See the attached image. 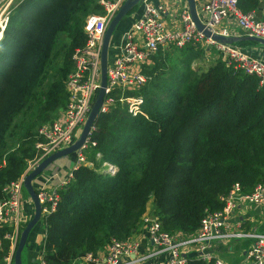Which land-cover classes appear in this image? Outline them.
Segmentation results:
<instances>
[{
  "label": "trees",
  "instance_id": "trees-1",
  "mask_svg": "<svg viewBox=\"0 0 264 264\" xmlns=\"http://www.w3.org/2000/svg\"><path fill=\"white\" fill-rule=\"evenodd\" d=\"M15 2L0 36V198L37 154L38 127L64 106L84 17L101 11L95 0ZM258 4L237 0L241 12ZM204 55L193 42L158 46L141 65L144 81L123 91L142 99V113L119 103L97 113L82 150L89 164L72 170L54 209L40 214L44 264H71L135 235L146 210L160 229L187 235L233 183L249 192L262 180L264 81L217 55L193 67ZM7 249L2 241L0 259Z\"/></svg>",
  "mask_w": 264,
  "mask_h": 264
},
{
  "label": "built area",
  "instance_id": "built-area-1",
  "mask_svg": "<svg viewBox=\"0 0 264 264\" xmlns=\"http://www.w3.org/2000/svg\"><path fill=\"white\" fill-rule=\"evenodd\" d=\"M95 1L101 11L90 12L84 17L83 43L74 48L70 55L73 68L64 79L65 104L50 121L38 127L40 139L34 142L37 154L28 159L22 173L3 188L4 194L0 198V246L2 241H7L8 249L1 257L0 264H13V253L20 230L32 215L26 214L22 200L24 175L46 155L69 145L77 137L74 130L81 128L99 87L100 50L104 29L123 0ZM193 1L202 28L210 33L231 36L230 28L235 26L244 34L264 38V19L255 16L252 11L241 12L237 7V0ZM139 3V15L122 31L118 51L106 63V84L98 112L106 111L119 103L124 104L131 115L142 113V99L138 96H126L123 91L134 89L144 81L145 77L140 72L141 65L149 62L150 55L158 46L166 44L180 46L185 42H193L203 46L206 52L212 48L215 52L211 56L217 55L221 60L233 62L244 72L256 75L259 82L264 81V64L261 61L248 55L238 45L205 36L190 19L187 7L181 6L179 9V24L169 27L162 19L165 11L162 3L154 4L150 0H141ZM114 89H117L116 93L112 94ZM87 142L88 134L80 148L73 152L71 170L57 185L51 188H34L40 203V214L54 209L58 199L57 190L67 183L72 170L80 164H89L82 152ZM220 199L223 202L222 207L205 211L192 233L186 235L162 230L155 217L146 211L141 215V226L136 233H142L145 238L148 248L144 251H138L136 234L124 239L111 238L105 246L104 254L100 255L99 251L95 254L86 252L71 264H186L190 258L207 261L212 259L215 264H264V229L257 228L256 225L246 227L242 218H238V213L251 208H255L264 217V177L249 192L240 191L237 184L233 183ZM38 223L42 226L44 236L45 225L40 219ZM5 226L9 229L2 230ZM239 238L247 240L241 259L228 262L217 255L218 245ZM159 255L164 256L161 261L151 260ZM34 264H44L39 246Z\"/></svg>",
  "mask_w": 264,
  "mask_h": 264
},
{
  "label": "crops",
  "instance_id": "crops-1",
  "mask_svg": "<svg viewBox=\"0 0 264 264\" xmlns=\"http://www.w3.org/2000/svg\"><path fill=\"white\" fill-rule=\"evenodd\" d=\"M150 1L153 2L154 4L162 3L164 5L165 11L162 14V19L169 27H175L176 25L179 24V19H178L179 9L181 6L187 7L185 0H150ZM131 10H132V8L130 9V11ZM136 11H138L135 14L137 17L141 11V5H140V8L137 9ZM252 12L257 17L264 15V0H259V4L257 5V7L254 10H252ZM135 15H132V19L134 18ZM227 25H229V24H227ZM125 29H123V30H125ZM230 31L232 33L231 36L245 35L240 28L235 27V26L231 27ZM121 33H120V35H121ZM1 34H2V32H1ZM237 41H243V42H241L242 44L238 45V46L241 47L248 55H250L254 58H257L259 61H261L264 64V45L263 44H260L254 40H246V39H238V40H235L231 43L234 44ZM118 45L119 44L117 43L113 47L114 50L112 51V56H114L116 54V52L118 51ZM235 45H237V44H235ZM200 47L203 48V46H200ZM210 50H213V49L211 48ZM212 55H213V53H212ZM206 56H210V55L208 54ZM213 57L214 56H211L210 59H213ZM73 162H74V153L63 155V156H60V157L54 159L51 163H49L45 167V169L40 174H38L36 177H34V179L32 180V186L35 189H38L41 186H44V187L46 186L47 188H51V187L57 185L59 180L62 179L71 170ZM24 207H25V211H26L27 215H29L30 212L33 211L32 203H27V202H25V200H24ZM238 218H242V223L246 227H247V225L248 226L256 225L257 228L260 227L261 229H264V217L259 215V212L255 208L246 209L244 212L238 213ZM36 227H38V233L35 235L34 238H31L33 241L28 242V240L26 239L27 240V249H28L27 251H28V253L30 251V253L27 254L26 264H34L35 263L36 256L38 254V246H39V243H40L42 236H43L42 226L40 225V223H38L35 226V228ZM32 228H34V227H32ZM28 235H31V233H29ZM135 239L138 243V251H144L146 248H148V245L145 241V238L142 236V233L136 234ZM239 239H241V238H239ZM246 244H247V240H245V239H242L241 242H237L236 239L229 240L224 245H218L216 247V253L218 256L223 258L226 250H229V253H230L229 255H232L233 252L235 251L236 256H231L229 258H223V259H225L228 262H237L239 259H241V255H242L243 249L246 247ZM105 251H106V247L101 249L99 251V254L100 255L104 254ZM163 258H164L163 255H159L157 257L156 256L153 257L151 260L154 262H157V261H161Z\"/></svg>",
  "mask_w": 264,
  "mask_h": 264
},
{
  "label": "water",
  "instance_id": "water-1",
  "mask_svg": "<svg viewBox=\"0 0 264 264\" xmlns=\"http://www.w3.org/2000/svg\"><path fill=\"white\" fill-rule=\"evenodd\" d=\"M140 1L141 0H123V2L120 4L114 15L106 24L102 37L101 50H100L99 87L91 103L90 109L81 125L77 137L69 145L61 147L51 152L50 154L46 155L35 165L34 168L28 171L23 177V181H22L23 188L25 189L27 196L32 203L33 211L30 218L25 222V224L20 230L17 244L13 253V264H21L20 252L24 246L29 231L35 224H37V221L40 216V203L37 199L35 189L32 186V180L34 179V177L40 174L51 161H53L54 159L60 156L73 153L75 150L79 149L80 146L85 141L89 128L91 127L93 120L98 113V106L104 96V88L106 84L105 68L107 63V47L109 43V38L114 28L116 27L117 23L122 19V17L126 15L130 11V9ZM185 2L188 7L190 19L192 20V22L194 23L197 29L202 30V33L205 36H210L212 39L219 42L231 43L238 39H246V40H254L264 45V38H260L252 35L245 34L242 36H223L216 33H210L209 30L202 28V24L200 23L195 11L194 1L185 0Z\"/></svg>",
  "mask_w": 264,
  "mask_h": 264
},
{
  "label": "rangeland",
  "instance_id": "rangeland-1",
  "mask_svg": "<svg viewBox=\"0 0 264 264\" xmlns=\"http://www.w3.org/2000/svg\"><path fill=\"white\" fill-rule=\"evenodd\" d=\"M17 2H15V0H0V36H1V32L4 26V22L6 21V16L8 15L11 6L15 5ZM140 8V3L138 2L137 4H135L132 7V10L130 12H128L126 15H124L122 17V19L117 23L116 27L114 28L110 38H109V43H108V47H107V61L109 62L111 57H112V51L114 50V46L115 44L119 43L121 41V35L120 33L123 31V29H125L126 27L129 26V24L131 23V21L133 19L136 18V11L137 9ZM132 15H135L134 18L132 19ZM117 32V33H116ZM170 45V44H169ZM172 45V44H171ZM215 52V50H210L209 52H205L204 57L202 56V58H198L195 61L192 62V66L195 67L196 66H204L206 64H208L209 61H211V55L212 53ZM210 55V56H206V55ZM80 127L76 128L74 130V134L77 136L79 133ZM52 162V161H51ZM50 162V163H51ZM21 195H22V200H25V202L27 203H31L30 199L27 196V193L25 191V189L22 187L21 189ZM32 211L30 212L29 215H31ZM28 215V216H29ZM37 224H35L29 233H31V235H27V240L28 242L33 241L31 238H34L35 235L38 233V227L35 228ZM28 233V234H29ZM34 233V234H33ZM33 234V235H32ZM27 240L25 245L23 246L21 252H20V261L21 264H26L27 262V254L28 253V249H27ZM237 242H241L242 239H236ZM229 250H226L224 253V257L223 258H229L231 256H236V252L234 251L232 255H229Z\"/></svg>",
  "mask_w": 264,
  "mask_h": 264
}]
</instances>
